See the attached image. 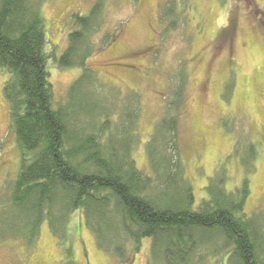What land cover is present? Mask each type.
I'll list each match as a JSON object with an SVG mask.
<instances>
[{
	"label": "rangeland",
	"instance_id": "1",
	"mask_svg": "<svg viewBox=\"0 0 264 264\" xmlns=\"http://www.w3.org/2000/svg\"><path fill=\"white\" fill-rule=\"evenodd\" d=\"M96 1L41 0L48 40L45 50L58 59L73 31L71 15L87 13ZM105 3L103 26L91 36L94 44L83 66L94 70L98 80L84 86L75 100V106L85 108L87 114H75L73 125L88 131L110 125L101 148L106 150L109 141L118 148L119 100L128 103L127 97L135 95L140 108L132 155L136 166L152 175L145 145L160 139V134L151 138L158 121L166 116V105L178 82L176 73L184 70L178 142L194 205L207 197L206 184L214 172L224 173L227 190L247 176L244 212L258 214L256 219L264 223V0ZM168 4L174 14L171 24L162 18ZM47 67L56 97L64 95L82 72V67L51 62ZM7 78L8 72L0 71V197L20 166L2 92ZM252 145L257 148L253 172L245 167L254 166L247 158ZM65 234L58 239L45 223L36 245L27 249L0 229V264H164L155 250L152 253L149 238H143L136 251L126 244L128 261L121 262L114 250L97 242L85 225L81 208L69 215ZM230 250L205 247L192 257L191 264H226Z\"/></svg>",
	"mask_w": 264,
	"mask_h": 264
},
{
	"label": "trees",
	"instance_id": "2",
	"mask_svg": "<svg viewBox=\"0 0 264 264\" xmlns=\"http://www.w3.org/2000/svg\"><path fill=\"white\" fill-rule=\"evenodd\" d=\"M40 2L0 0V71L8 72L2 92L20 152L19 170L0 197L1 231L30 249L45 223L58 239L64 238L69 215L81 208L97 242L114 250L123 263L128 261L126 244L136 251L142 239L149 238L152 253L155 250L164 264H191L192 257L210 246L231 249L226 264H264V223L256 219L258 214L244 212L247 176L227 190L224 173L214 172L206 184L207 197L194 205L178 142L184 70L176 73L166 116L151 138L160 134V139L145 145L150 175L136 166L132 155L140 108L135 95L127 97L128 103L119 100L118 148L112 141L106 150L101 148L110 125L92 131L73 125L75 114H87L75 100L84 86L98 80L94 70L83 66L93 46L91 36L103 26L105 0H97L85 14L71 15L73 31L58 59L46 51ZM173 16L168 4L162 18L171 24ZM48 62L82 67L58 98L49 81ZM253 145L247 158L254 166L245 165L251 172L257 154ZM65 254L70 257L71 251Z\"/></svg>",
	"mask_w": 264,
	"mask_h": 264
}]
</instances>
